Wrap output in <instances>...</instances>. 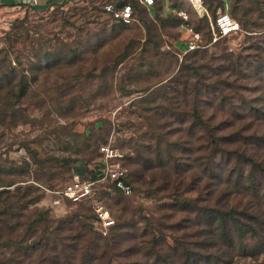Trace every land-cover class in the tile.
I'll return each mask as SVG.
<instances>
[{
	"label": "rangeland",
	"instance_id": "rangeland-1",
	"mask_svg": "<svg viewBox=\"0 0 264 264\" xmlns=\"http://www.w3.org/2000/svg\"><path fill=\"white\" fill-rule=\"evenodd\" d=\"M106 1L116 0H68L0 15H14L13 25L0 29V62L6 64L5 74L26 73L29 86L17 105L28 121L0 124V163L6 169L19 167L34 149L41 157L72 158L67 165L48 160L46 165H53L55 173L50 178L35 180L30 172L28 181L38 190L30 202L15 204L11 211L36 210V216L38 212L47 216L54 250L44 255L55 259L46 264H182L191 248L188 243L202 247L204 240L212 241L205 247L213 253L216 246L209 231L204 232L210 226L203 208L215 210L217 200L228 199L230 204L253 209L264 222L260 168L264 166V0L250 5L247 23L239 17L241 12L234 14L229 0L218 6L217 0H205L212 14L226 7L223 11L242 29L208 47V58L233 64L235 71L225 74L229 86L222 94L209 93L200 99L193 89L185 95L172 92L169 81L190 54L175 48L184 47L176 11L186 9L192 22L203 26L189 0H169V4L163 0L164 6L157 2L147 13L137 11L129 25L111 21L101 12ZM46 53L48 58L43 57ZM40 55L41 60L36 58ZM55 56L63 57L59 65L41 70L32 80L36 71L29 67L45 65ZM154 92L158 96L151 100ZM160 104L162 111L169 108V114L161 116ZM220 123L228 126L215 129ZM64 126L67 131L57 136ZM84 128L90 133L89 141L71 134ZM218 133L233 139L222 144L223 153L214 150L218 148L210 139ZM78 141L91 142L90 151L76 152ZM105 141L122 151L120 164L130 174L143 162L152 164L145 173L147 183L131 176L130 194L102 190L92 199L70 204L57 216L50 191L92 165L98 158L96 145ZM156 147L162 152L159 158ZM236 152L251 160L237 158ZM246 170L248 175H240ZM0 177V185L8 179L18 180L15 184L28 179L5 172ZM63 203L56 206L61 208ZM96 203L109 208L115 219L116 226L104 235L91 227ZM22 228L9 233L10 246H5L8 232H2L0 264H40V230L23 239ZM246 243L252 249L256 240L246 238ZM21 245L33 254L25 256ZM233 264H264V251L239 253Z\"/></svg>",
	"mask_w": 264,
	"mask_h": 264
},
{
	"label": "trees",
	"instance_id": "trees-1",
	"mask_svg": "<svg viewBox=\"0 0 264 264\" xmlns=\"http://www.w3.org/2000/svg\"><path fill=\"white\" fill-rule=\"evenodd\" d=\"M133 1L134 4H132L131 1H126V0H116L114 2H116V4L118 5H122L123 3H127V2L130 3L133 6L135 15L136 12L139 10L145 13L149 12L158 2L157 0H155L154 4L150 6H145L142 5L138 0H133ZM238 1L240 0H229V2H232L233 4L232 8L234 14L239 15L238 12H241V15H239V17L242 18L245 23H247L249 19L248 16L249 10L252 9L250 5H253V3L256 2V0H242V4H240ZM217 2L218 3L216 4V6L220 5V3H223L225 5L224 0H217ZM205 7L211 16L216 15V14H212L215 13L214 11L213 12L209 11L206 5V1H205ZM219 8L220 10L222 8V11L227 10L226 7H219ZM199 19L200 22L203 23V26H201V24H197L196 27L201 29L203 34H205L208 38H210L211 37L210 28L206 17L203 16L200 17ZM180 22L181 19L180 17H178L177 26L180 25ZM203 27H206V29L205 28L202 29ZM183 46L184 49L185 45L183 44ZM175 48L179 52L182 51V49H179L178 44L176 45ZM207 49L208 47H204L186 52V53H190L188 55L189 56L188 62L187 63L182 62L179 69L177 70V73L169 79L171 83V85L170 84L169 85L172 86L171 88L172 92L174 93L181 92L185 95L190 91V89H193L196 91L197 93L196 95L200 99L201 96L202 97L206 96L209 93L222 94L225 91L226 87L229 86L228 77L225 76V74H227V72L230 73L234 72L235 67L233 66V64H225V63L218 64L215 61L216 58L213 57L208 58ZM48 56L49 53H46V55L43 57L48 58ZM37 57L39 60L42 59L41 55L36 56V58ZM61 59H63V57L55 56L52 62H49L45 65L39 63L34 67H29L30 71L32 72L36 71V73H34L31 76L32 80H36L38 78L39 72H41V70L50 69L51 67L54 68L55 66L59 65ZM75 59H73V61ZM228 62H232V60H229ZM5 65L6 64L3 63L2 61L0 62V73H1L0 124L6 126L8 124L16 125V124H20L21 122H27L28 117L26 113H24L23 108L17 106L19 102H21L22 99H24L29 92L26 73L20 71L13 74H5L6 72L4 71ZM239 72H241L240 69ZM152 90H155V88ZM62 91H66V90L62 89ZM65 93L66 92H64V94ZM157 96L158 95L154 92L153 96L151 97V100L156 99ZM72 108L73 107L71 106L70 109ZM158 109H160V111L162 112L161 116H165L169 114L167 113V111H169V108H164V110L162 111L161 104ZM23 118L25 119L21 121ZM198 118L205 126L206 124L205 121L202 119V117L198 115ZM226 126H228V123L224 124V126L223 124L220 123L218 124V126H215V129L221 130ZM64 128L65 130L60 131L57 136L64 134L65 131H67L66 126H64ZM71 134L79 137H84L85 140H88L86 138H89L90 136V133L86 128H84L82 133L71 132ZM231 137L232 136H227L221 133L220 134L218 133L217 135H211L210 139L215 144V148H218V150L214 148L213 149L218 153H223L224 145L222 144L232 142L233 139ZM158 138L163 140L162 137H158ZM78 145L79 146H77L76 152L90 151L89 148L91 147V142L80 143L78 141ZM68 147L69 144L66 146V148ZM96 147L98 148V156H99L101 154L99 151V145L98 146L96 145ZM155 151H156V157L159 158L162 152L160 153L157 147L155 148ZM140 153L141 151L138 150L137 155ZM38 154L39 152L37 149L31 150L30 157L28 159H22L21 162L22 165L19 167L11 166L10 169H6L0 163V173L5 172L11 175H20V176L25 175L28 177V179L22 180L25 183L15 184V182H17L18 180L8 179L5 183L0 185V187L9 186L8 188L5 187L0 188V238L2 234H4L2 232H8L6 233V239L8 240H6L5 246L7 245L10 246L12 244V241L9 240L10 238L9 233L14 232L20 227H23L22 228L23 239L31 238V236L37 234L38 230H40V245L42 246V247L41 246L38 247L41 248L40 264H46L45 263L46 260L53 262V258L55 259V256L49 258L47 257V255H44L46 253L49 254L51 251L54 250V245L50 244L52 242L51 233L48 232L50 225L45 223L46 221H48L47 216L44 214V212H38L39 214L36 216L35 215L36 210H27V209L24 212L22 211L15 213L11 211V208L13 205L18 204L20 202H30L33 196L35 195L36 191L38 190V186L28 181L31 175L30 172L33 173V177L35 178V180L50 178L52 175H55V173L52 169L53 165H46L47 164L46 162L48 160H52L54 162L60 161V163L62 162V164L67 165L72 161V158L63 156L62 159L59 160V158L54 155L48 154L45 155V157H41ZM235 155L239 159H250L249 157H246L243 154V152H239V153L236 152ZM123 158L124 157H122L120 160H122ZM141 158L145 159V157H143L142 154H141ZM147 159L149 161H152V158L150 157H147ZM129 162L130 163L133 162V159L130 156H129ZM31 164L35 165L33 169ZM141 166L142 167L140 168L138 167L134 168L131 171V174L128 172V169L124 166L127 170L126 181L131 184L132 191H133V183L131 176L133 177L134 180L136 181L141 180L142 184H146L147 182L145 180V173L148 169H150V167H153L152 164H147L145 162H143ZM260 168L264 172V166L262 165ZM86 169H88V166L86 167ZM249 172H250L249 170L244 171V173L243 171L242 172L240 171V175H248ZM0 180H2V177H0ZM112 192H115L118 195H128L115 188L112 189ZM70 204H74V203L71 201H67L68 207ZM216 204H217V208L215 210L211 206H208L207 208H203L204 213H208V218L206 219L205 223L210 226V227H206L204 232L209 231L207 233L211 235V238L213 239V244H215L216 246V250L213 253H210L208 251V248L205 247L208 246L207 244H212V241L209 243L208 240H204V243L202 244H205V246L202 245V247L193 245L190 241V243L188 244H191L190 246L191 248L188 247V249L185 251L184 253L185 260L182 264H233L234 256L238 255L239 253L251 254L258 251L259 252L264 251V222L260 218L259 214L255 213L253 209H249L247 206L238 207L233 204H230L228 199L220 200V201L217 200ZM58 211L59 210L56 211V214H58L57 216H62V213L60 212L59 214ZM41 220L44 221V223L42 222L43 225H40ZM115 226L116 223L114 222V224L110 226V228L105 233H103L102 230L97 226L94 219L91 223V227L97 233L103 235L107 234V232L112 228H114ZM246 238L248 239L253 238L256 240V244L253 246L252 249H250L249 245L246 243ZM19 247L20 248L24 247L23 254H25V256H31L33 254L30 252V248L28 246L21 245ZM1 262H3V260H1ZM47 264H53V263H47Z\"/></svg>",
	"mask_w": 264,
	"mask_h": 264
},
{
	"label": "built area",
	"instance_id": "built-area-1",
	"mask_svg": "<svg viewBox=\"0 0 264 264\" xmlns=\"http://www.w3.org/2000/svg\"><path fill=\"white\" fill-rule=\"evenodd\" d=\"M41 0H20L16 5L11 6V10L18 13L23 7L35 8ZM142 5L150 6L155 0H138ZM198 18L205 16L210 28V38H206L201 29L196 27L191 20L190 13L184 9H178L177 15L180 17L181 43L185 45L182 53L191 50L209 47L219 38L240 31V23L232 17L227 11L218 10L215 16H211L205 7V0H189ZM101 12L111 21L120 22L126 25L135 21L136 15L133 6L130 3L116 4L114 1H106L102 4ZM0 16V29H8L13 25L14 15ZM100 155L88 165V169L82 172L74 173L67 183L58 189L50 191L53 202V210H63L67 208V201L78 203L92 199L98 192L105 190L111 191L117 189L125 194L132 191L131 184L126 181L127 170L120 159L123 157L122 151L113 146L110 141L99 145ZM91 171V172H90ZM64 200L63 206L58 208L56 205ZM95 218L97 226L105 233L115 222V219L109 208L103 204L96 203Z\"/></svg>",
	"mask_w": 264,
	"mask_h": 264
},
{
	"label": "crops",
	"instance_id": "crops-1",
	"mask_svg": "<svg viewBox=\"0 0 264 264\" xmlns=\"http://www.w3.org/2000/svg\"><path fill=\"white\" fill-rule=\"evenodd\" d=\"M20 0H0V15L8 13V11L11 10V6L16 5ZM68 0H41L39 5H47V7L50 4H54V3H62V2H66ZM159 2V5H163L164 6V2L163 0H157ZM171 2V0H170ZM167 3L169 4V0H167ZM229 2H226V4H228Z\"/></svg>",
	"mask_w": 264,
	"mask_h": 264
}]
</instances>
